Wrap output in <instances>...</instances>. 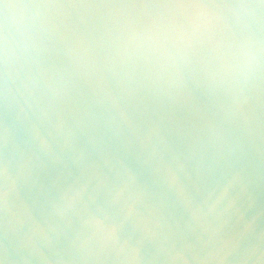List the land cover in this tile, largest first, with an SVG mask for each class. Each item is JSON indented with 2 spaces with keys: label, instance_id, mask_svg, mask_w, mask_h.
<instances>
[{
  "label": "clouds",
  "instance_id": "clouds-1",
  "mask_svg": "<svg viewBox=\"0 0 264 264\" xmlns=\"http://www.w3.org/2000/svg\"><path fill=\"white\" fill-rule=\"evenodd\" d=\"M0 264H264V0H0Z\"/></svg>",
  "mask_w": 264,
  "mask_h": 264
}]
</instances>
